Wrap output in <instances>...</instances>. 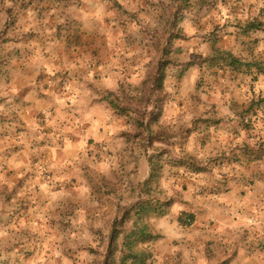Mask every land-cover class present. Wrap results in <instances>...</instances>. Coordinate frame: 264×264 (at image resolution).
<instances>
[{"label": "rangeland", "instance_id": "1", "mask_svg": "<svg viewBox=\"0 0 264 264\" xmlns=\"http://www.w3.org/2000/svg\"><path fill=\"white\" fill-rule=\"evenodd\" d=\"M75 2L83 0H28L25 8L42 3L43 9L65 11ZM102 5L107 15L115 11L108 28L118 26L114 34L126 37V53H138L141 60L131 75L129 64L119 65L126 80L109 99L124 113L117 116L125 119L127 140L137 150L130 164L143 151L145 167L141 173L126 170L136 176L125 178L119 202L103 196L102 184L92 194L86 169L70 178L57 200L29 191L14 193V201L0 194V264H102L112 223L142 195L161 206V213L148 217L160 237L148 245L154 253L148 264H187V228L177 222L187 210V179L197 183L198 172L225 164L264 177V0ZM253 22L261 27L247 29ZM232 58L255 67L237 68ZM155 135L172 138L157 142ZM152 175L157 180L150 181ZM222 187L203 188L199 195L217 200L226 193Z\"/></svg>", "mask_w": 264, "mask_h": 264}, {"label": "crops", "instance_id": "2", "mask_svg": "<svg viewBox=\"0 0 264 264\" xmlns=\"http://www.w3.org/2000/svg\"><path fill=\"white\" fill-rule=\"evenodd\" d=\"M25 1L0 0V194L57 200L86 169L92 194L102 184L103 196L119 202L125 178L136 176L126 170L141 173L145 158L141 151L130 164L137 150L109 95L126 80L121 63L130 75L141 69L139 54L126 53V37L114 34L118 26L108 28L115 11L107 15L103 0L65 11L42 3L25 8ZM11 18L16 23L6 28ZM227 167L204 171L197 183L187 179L182 211L195 216L187 227V264H264V177ZM220 186L226 193L217 200L199 195Z\"/></svg>", "mask_w": 264, "mask_h": 264}, {"label": "trees", "instance_id": "3", "mask_svg": "<svg viewBox=\"0 0 264 264\" xmlns=\"http://www.w3.org/2000/svg\"><path fill=\"white\" fill-rule=\"evenodd\" d=\"M188 2L189 0H184V3ZM258 24V22L248 24L247 29L251 31L259 29L261 25ZM232 61L237 68L251 70L255 67L250 64H242L234 58H232ZM206 63H210V61L208 62L207 60ZM111 105H113L112 108L118 115H124L118 107H115L114 103ZM155 136L157 142H163L172 138ZM202 172L203 170L198 172V174ZM153 175L150 177V181L152 179L157 180L156 176ZM157 202L156 199L145 197L136 205L125 209L122 215L112 223L108 248L102 264H148L153 259L154 253L148 245L159 241L160 237L153 232L148 223V217L153 214H159L161 211L160 203ZM178 222L181 227H191L195 222V216L182 214Z\"/></svg>", "mask_w": 264, "mask_h": 264}]
</instances>
